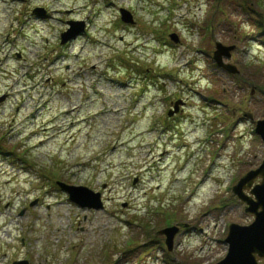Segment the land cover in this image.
<instances>
[{"label": "rangeland", "instance_id": "1", "mask_svg": "<svg viewBox=\"0 0 264 264\" xmlns=\"http://www.w3.org/2000/svg\"><path fill=\"white\" fill-rule=\"evenodd\" d=\"M2 97L0 264H216L254 220L233 187L264 160V0H0Z\"/></svg>", "mask_w": 264, "mask_h": 264}, {"label": "water", "instance_id": "2", "mask_svg": "<svg viewBox=\"0 0 264 264\" xmlns=\"http://www.w3.org/2000/svg\"><path fill=\"white\" fill-rule=\"evenodd\" d=\"M33 13L41 16L45 14V11L41 8L35 9ZM120 14L123 22L134 23L132 14L128 10L122 8L120 9ZM82 31L83 28L77 30L73 27V29L63 34L61 43L66 42ZM169 37L175 43L179 41L176 34H170ZM216 46L217 49L213 53V61L218 67L227 72L237 74L239 71L234 65L222 62V58L231 57V51L234 46L224 47L220 43H217ZM179 105L180 102L174 105V112L178 111ZM172 113V111L169 112V114ZM255 133L264 141V120L257 121ZM258 176L261 177L260 183L254 184L253 181ZM58 185L68 193L70 200L80 207L100 209L103 206L99 199V194L86 187L70 186L62 182H58ZM247 188H249V194L244 191ZM233 193L245 204V212L254 215V220L249 225L232 223L229 226L228 236L224 241L228 246L227 254L216 264H258L256 261L257 256L264 257V160L258 168L249 171L242 177L238 184L233 187ZM177 232L178 229L176 227L166 231L168 244L172 243L173 237ZM13 264H26V261H16Z\"/></svg>", "mask_w": 264, "mask_h": 264}, {"label": "bare ground", "instance_id": "3", "mask_svg": "<svg viewBox=\"0 0 264 264\" xmlns=\"http://www.w3.org/2000/svg\"><path fill=\"white\" fill-rule=\"evenodd\" d=\"M114 114H115V112H114ZM109 119H111V117H108Z\"/></svg>", "mask_w": 264, "mask_h": 264}]
</instances>
